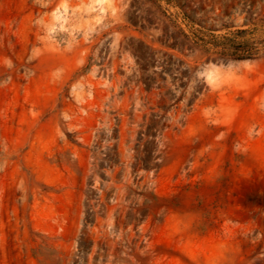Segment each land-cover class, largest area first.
<instances>
[{"label": "rangeland", "instance_id": "rangeland-1", "mask_svg": "<svg viewBox=\"0 0 264 264\" xmlns=\"http://www.w3.org/2000/svg\"><path fill=\"white\" fill-rule=\"evenodd\" d=\"M0 264H264V0H0Z\"/></svg>", "mask_w": 264, "mask_h": 264}]
</instances>
